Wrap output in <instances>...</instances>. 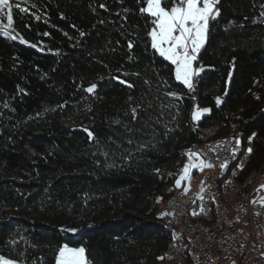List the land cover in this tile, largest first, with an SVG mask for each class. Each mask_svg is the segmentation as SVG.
Here are the masks:
<instances>
[{"label": "trees", "instance_id": "obj_1", "mask_svg": "<svg viewBox=\"0 0 264 264\" xmlns=\"http://www.w3.org/2000/svg\"><path fill=\"white\" fill-rule=\"evenodd\" d=\"M20 6L0 21V255L56 264L82 245L93 264H174L161 222L200 142L195 104L201 127L252 138L245 175L264 166V0H218L193 93L151 48L138 0Z\"/></svg>", "mask_w": 264, "mask_h": 264}, {"label": "built area", "instance_id": "obj_2", "mask_svg": "<svg viewBox=\"0 0 264 264\" xmlns=\"http://www.w3.org/2000/svg\"><path fill=\"white\" fill-rule=\"evenodd\" d=\"M193 85L195 89V83ZM200 127L196 125L194 130L198 132ZM221 128L223 126L217 125L215 133ZM249 148L253 149L252 138L249 137L248 142H241V133L228 140L227 147L211 145L209 149L204 150V154H200L207 163L213 165L212 176L206 179V186H211V195H203V200H200L197 197L201 193L186 194L179 189L170 204H166L170 211V221L161 223L178 224L181 229L182 244H176L175 258L182 259V264H186L184 236L192 237V248L197 251L200 264H264V207L259 204L246 205L245 198L242 201H234L233 197L231 205H220L217 202L222 215L221 228L217 231H208L201 227L202 216H209L207 199L213 197V182L216 175L220 169H227L223 165H227V159L231 155H239L237 170L229 172L228 180L222 185L224 190L235 177L241 163L249 157L247 152ZM192 154H197V144L193 145ZM261 198H264V192H253V200ZM227 206H234V213H227ZM201 208L203 212L200 215L192 214L199 213ZM257 212L260 213L259 216L256 215ZM185 220H194L196 232L187 231ZM86 264L93 262L88 258Z\"/></svg>", "mask_w": 264, "mask_h": 264}, {"label": "snow or ice", "instance_id": "obj_3", "mask_svg": "<svg viewBox=\"0 0 264 264\" xmlns=\"http://www.w3.org/2000/svg\"><path fill=\"white\" fill-rule=\"evenodd\" d=\"M143 5L140 12L151 19V30L149 32L151 40V48L164 61L169 62L173 66L174 78L180 84L186 86L190 92H194L193 76H199L203 69L195 70L193 68L197 54L204 47L207 39V31L210 19H216L219 13L214 11V5L218 0H138ZM21 3H27V0H0V21L6 18L7 26L10 29L13 26V7L15 5L19 13L27 14V9L20 6ZM164 5H169L167 8ZM34 7V5H33ZM36 19H39L37 16ZM8 29L4 28L0 23V34L6 33ZM16 39V36H10ZM23 43L24 41L21 40ZM133 47L129 44V49ZM125 84L126 81H119ZM129 88L133 87L127 84ZM95 91L94 86L89 87L87 92ZM175 94H173L174 96ZM178 98V97H177ZM220 101L217 100V104ZM137 109H132V118L136 119ZM203 113L195 111L194 120H198ZM91 136V133H89ZM131 143V141H129ZM251 148L247 149L250 154ZM190 157L198 154H189ZM195 167L196 170L203 171L204 168L213 167L210 163H201L196 165H188L183 169V175L177 180L176 187L180 188L183 183L188 184L185 191L190 190V169ZM224 168L227 165H223ZM197 197L203 200V191ZM257 192H264V185ZM252 204H259L264 207V198L253 200ZM203 212H193V215H200ZM260 215L259 212L256 213ZM243 247V245L241 246ZM84 249H71L67 246L59 250L58 264H83ZM2 259V258H0ZM3 264H9V261H3Z\"/></svg>", "mask_w": 264, "mask_h": 264}, {"label": "bare ground", "instance_id": "obj_4", "mask_svg": "<svg viewBox=\"0 0 264 264\" xmlns=\"http://www.w3.org/2000/svg\"><path fill=\"white\" fill-rule=\"evenodd\" d=\"M217 131V125L202 126L198 130L200 136V142L197 144V153L204 154V150L209 149L211 145H218V147H227L228 140L234 139L235 136L225 135L222 133V128ZM241 142H248V137L241 136ZM193 147V146H192ZM192 147L188 148L186 154L192 153ZM249 157L241 163L239 169L230 181V184L224 188L223 184L228 180L229 172H235L239 165V155H231L227 159V169H220L218 175H216L213 182V197H208L207 206L209 216H202L201 227L208 231H217L222 225V215L219 211L217 202L220 205H231L233 197L234 201H242L245 198L246 205H253V192H257L255 188L257 184L262 185L264 181V166L259 169H254L248 174H244L243 170L247 164ZM212 176V167L207 174ZM203 191V195H211V186H206ZM179 188L172 187L167 190L168 199L166 204H170V201L177 195ZM166 217L164 221H170V211L166 206ZM227 213H234V206H227ZM164 228L172 233V240L168 244L165 250V258L174 264H182V259L175 258L176 244H182L181 229L178 224L162 223ZM185 228L189 232H196V223L194 220H185ZM193 239L191 236H184V255L186 256V264H200L198 260L197 251L192 248Z\"/></svg>", "mask_w": 264, "mask_h": 264}, {"label": "rangeland", "instance_id": "obj_5", "mask_svg": "<svg viewBox=\"0 0 264 264\" xmlns=\"http://www.w3.org/2000/svg\"><path fill=\"white\" fill-rule=\"evenodd\" d=\"M214 11L217 12V3L214 5ZM212 19L209 20V24L211 22ZM208 28H209V25H208ZM207 35H208V31H207ZM207 41V39H206ZM206 44V43H205ZM203 49V48H202ZM202 49L199 51V53L197 54V59L194 61V64H193V68L195 70H199L201 69V67L197 64V61H198V57L202 51ZM196 76H193V84H194V79H195ZM200 111L201 113H203V115H201V117L198 119V120H194L193 119V116L195 114V111ZM209 113V109L208 108H205L199 104H195L194 106V109H193V113H192V119H193V122L199 126V122L201 121V119L203 118L204 115L208 114ZM198 154V153H197ZM201 163H207V161L200 155L198 154V156H191L190 155H187V158L185 160V163H184V166L180 172V175L178 176L177 180L180 179V177L184 174L183 173V169L188 166V165H196V164H201ZM210 172V168H204L203 171H199V170H196L195 167L191 168L190 169V175H191V180H190V190H186V188H188V184L185 182L182 184V186L179 188L180 190H182L184 193L186 194H196V195H199L201 193V189L203 187V189L206 187V177H207V174ZM166 207V205H165ZM165 212H166V208H165ZM167 214V212H166ZM165 220V219H164ZM67 246L68 248H71V249H84V247L82 245H79V246H69V245H64L63 247ZM62 247V248H63ZM0 263L3 264V261H9V264H21L19 262H16V261H13V260H10L8 258H5L3 256L0 255ZM87 257H86V253H85V250H84V258H83V264H86L87 263ZM58 261H59V254H58V257H57V260H56V264H58Z\"/></svg>", "mask_w": 264, "mask_h": 264}, {"label": "crops", "instance_id": "obj_6", "mask_svg": "<svg viewBox=\"0 0 264 264\" xmlns=\"http://www.w3.org/2000/svg\"><path fill=\"white\" fill-rule=\"evenodd\" d=\"M261 186H262V185H260V184H257L255 188L258 190V189H260V188H261Z\"/></svg>", "mask_w": 264, "mask_h": 264}, {"label": "water", "instance_id": "obj_7", "mask_svg": "<svg viewBox=\"0 0 264 264\" xmlns=\"http://www.w3.org/2000/svg\"><path fill=\"white\" fill-rule=\"evenodd\" d=\"M71 232H74V231H71ZM74 233H76V232H74Z\"/></svg>", "mask_w": 264, "mask_h": 264}]
</instances>
